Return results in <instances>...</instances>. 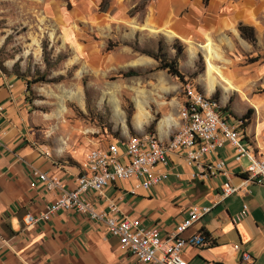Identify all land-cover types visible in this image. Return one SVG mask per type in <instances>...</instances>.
Here are the masks:
<instances>
[{"label": "crops", "instance_id": "1", "mask_svg": "<svg viewBox=\"0 0 264 264\" xmlns=\"http://www.w3.org/2000/svg\"><path fill=\"white\" fill-rule=\"evenodd\" d=\"M112 22L118 29L113 38L119 42L116 48L104 54L102 46L76 42L74 53L81 72L90 76L136 74L123 80L130 104L129 125L117 123L111 116L110 131L117 129L120 137H106L97 145L90 141L84 144L87 152L128 137V130L136 135L146 132L152 122L150 132L161 142H166L180 127L178 111L182 98L178 84L164 72L153 71L156 62L134 53L130 48L133 45L155 51L158 41L169 45L176 40L183 46L177 59L178 69L202 94L212 97L217 93L219 103L228 101L229 93L235 94L245 108L253 109L254 116H258L257 109L264 108V101L258 96L247 97L242 92V85L250 84L253 77L246 72L253 69H243L241 55L252 53L253 48L239 37L236 29L239 24L252 28L256 48L264 53V0H151L140 17ZM258 40L263 42L260 49ZM207 43L214 68L211 72L205 61ZM197 62L200 73L187 78ZM257 71L264 76V63ZM28 89L20 78L0 73V264H140L107 235L101 222L74 212L58 211L45 222L24 226L26 215L38 216L61 192L74 188L75 178L85 172L82 154L86 152L80 149L67 158H59L46 152L43 144L33 143L40 135L34 130L36 116L28 113ZM219 113L230 125L240 116L234 112L231 113L235 117L220 110ZM259 128L264 129V119L261 124L257 121L255 132ZM240 131L241 142L255 155L264 156V144L250 141L254 129L245 126ZM232 156L228 144L215 151V157L224 162L228 184L236 187L243 180L245 167L240 160L245 159L234 161ZM165 159L164 181L148 190L133 192V181L107 187L100 196H91L95 211L107 212L109 206H114L120 215L136 220L141 228H157L159 237L164 238L187 219L192 207H206L208 211L180 236L205 238L200 247L182 249L186 264H264V186L247 183L241 191L222 199L224 177L198 181L192 179L196 169L184 162L183 155L167 154ZM32 171L54 179L57 188L46 190L31 176ZM243 205L246 216L233 222ZM243 253L249 255L248 262L241 261Z\"/></svg>", "mask_w": 264, "mask_h": 264}, {"label": "rangeland", "instance_id": "2", "mask_svg": "<svg viewBox=\"0 0 264 264\" xmlns=\"http://www.w3.org/2000/svg\"><path fill=\"white\" fill-rule=\"evenodd\" d=\"M150 1L0 0V73L29 83L26 93L30 102L28 113L36 116L34 130L40 135L33 140L34 144H43L49 154L67 158L80 149L86 151L84 144H90V141L97 145L106 137H120L117 129L110 131L108 118L112 116L117 123L129 125V97L123 91L126 77L120 76L124 73L100 78L82 73L80 63H76L74 45L76 42L84 46L95 43L103 47L104 54L112 51L119 45L113 39L118 29L116 22L112 24V21L140 17ZM144 3L145 7L141 9ZM131 12L133 15L129 16ZM98 18L101 21H94ZM260 41L259 49L263 43ZM158 43L167 59L174 57L175 52L170 48L172 44L180 45L183 51L182 44L176 40L169 45L161 40ZM206 46L209 48L210 44ZM251 47L252 53H242L241 65L243 69L252 68L246 73L253 77L251 83H244L241 89L247 97L258 96L264 101V76L257 73V68L264 63V53L256 48V41ZM130 48L137 54L141 51L155 52L138 49L134 45ZM208 48L206 64L211 58ZM194 72L200 73V62L196 63ZM170 79L178 84L181 94L184 83ZM184 82L192 83L186 79ZM217 102L221 110L226 108L222 111L224 114L230 113L234 117V114H240L236 118H241L247 109L251 110L246 125L254 129L249 136L250 141L252 144H264V129L259 128L255 132L257 121L261 124L264 119V108L257 109L258 116H254L253 109L245 108L244 103L232 93L228 94V101ZM151 124L153 127L154 122ZM91 128L95 131L90 132ZM148 128L146 132L151 131ZM126 135L132 137L136 134L128 130ZM86 153L82 154L84 158ZM240 164L247 166L243 159Z\"/></svg>", "mask_w": 264, "mask_h": 264}, {"label": "built area", "instance_id": "3", "mask_svg": "<svg viewBox=\"0 0 264 264\" xmlns=\"http://www.w3.org/2000/svg\"><path fill=\"white\" fill-rule=\"evenodd\" d=\"M181 98L178 111L180 127L166 142L159 141L151 132H143L89 150L83 164L85 172L75 178L74 188L61 192L38 216L26 215L24 226L28 228L39 221L45 222L58 211L74 212L101 222L107 235L116 239L137 263L186 264L181 257L182 249L186 246L200 247L204 241L199 235L180 236L208 208L192 207L186 220L175 226L168 236L160 238L157 228H141L136 220L120 215L114 206H109L107 212L95 211L91 202V196H100L103 189L120 182L133 181L130 192L156 186L166 179V155L174 153L183 155L184 162L196 169L192 179L206 181L216 176L224 177L226 182L220 187L222 199L241 191L247 183L264 186V156L255 155L241 142L239 123L236 121L230 125L225 122L220 116L218 102L202 94L192 83L184 82L181 86ZM224 144L232 148L234 161L244 158L247 162L241 173L243 180L236 187L228 184L224 162L215 157V151ZM31 176L48 191L58 186L54 179H48L37 171H32ZM246 214L247 209L243 205L233 217V222ZM249 259L248 254L241 255L242 262Z\"/></svg>", "mask_w": 264, "mask_h": 264}, {"label": "trees", "instance_id": "4", "mask_svg": "<svg viewBox=\"0 0 264 264\" xmlns=\"http://www.w3.org/2000/svg\"><path fill=\"white\" fill-rule=\"evenodd\" d=\"M205 2H206V0H204V3ZM144 7H145V3H144V5H141V9H143ZM133 12L129 13V16H132ZM236 29H237L239 37L242 40H244L245 42H247L251 46H253L255 44V37H254V32H253L252 28L239 24V25H237ZM170 48L173 49L175 52L174 57L172 59H167L165 57V55L163 53H161L160 43H158V48L155 50V52L141 51L139 53L153 59L156 62V67L153 69V71H163L170 78L175 79L179 83H184L185 77H184V75H182L180 73V71L178 69V65H177V59L182 54V48L180 45L175 44V43L172 44L170 46ZM195 74H197V73L193 72L192 74L187 76V78L194 77ZM134 75H135V73H133V72H127L124 74H120L121 77H131ZM28 87H29V83H26V88H28ZM211 98L213 100L217 101V93H214ZM225 109L226 108H224L223 110H225ZM223 110L220 109L221 112ZM251 113H252L251 110H247L241 118H235V121H237L239 123L238 124L239 129H243L247 125V123H248L247 120H248L249 115ZM127 120H128V116L126 115V121ZM151 128H152V124L149 126L148 129L151 130ZM201 237L205 241V238L203 236H201Z\"/></svg>", "mask_w": 264, "mask_h": 264}, {"label": "bare ground", "instance_id": "5", "mask_svg": "<svg viewBox=\"0 0 264 264\" xmlns=\"http://www.w3.org/2000/svg\"><path fill=\"white\" fill-rule=\"evenodd\" d=\"M208 48V47H207ZM210 48V47H209ZM208 48V49H209ZM212 49V48H211ZM210 50V49H209ZM212 51V50H211ZM207 66H208V69H209V71L211 72L214 68H213V66L211 65V63H210V61H207Z\"/></svg>", "mask_w": 264, "mask_h": 264}]
</instances>
